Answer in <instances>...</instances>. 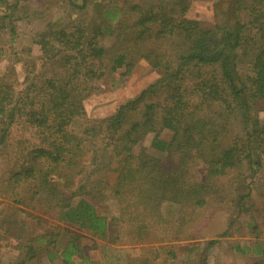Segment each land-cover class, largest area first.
I'll return each instance as SVG.
<instances>
[{"label": "trees", "instance_id": "16d2710c", "mask_svg": "<svg viewBox=\"0 0 264 264\" xmlns=\"http://www.w3.org/2000/svg\"><path fill=\"white\" fill-rule=\"evenodd\" d=\"M29 1L0 0L10 41L17 22L43 14L25 15ZM55 1L76 17L90 7L91 19L47 24L32 38L37 61L29 49L27 60L12 53L22 78L14 69L0 76V159L9 165L0 196L25 207L13 208V227L0 223L8 264H100L82 241L112 246L126 229L137 243L155 232L167 244L136 250L125 264H169L175 244L199 242L216 213H225V231L241 216L253 220V196L264 197V0L216 4L209 25L186 16L189 0ZM140 62L154 79L88 119L85 102L99 82L118 70L129 77ZM107 199L110 217L97 207ZM166 206L175 207L171 217ZM216 244L192 246L196 264Z\"/></svg>", "mask_w": 264, "mask_h": 264}, {"label": "rangeland", "instance_id": "374dc122", "mask_svg": "<svg viewBox=\"0 0 264 264\" xmlns=\"http://www.w3.org/2000/svg\"><path fill=\"white\" fill-rule=\"evenodd\" d=\"M190 7L186 13V16L190 19H196L202 24L209 25L214 19V6L217 4L218 7L222 8L225 0H189ZM24 14L30 15L33 13L43 12L40 18L30 17L29 23L17 22V35L13 37V41L9 40L7 31L0 30V52L3 55L0 57V76L7 74L11 69H14L15 75L18 79H21L24 73V68L21 62H13V52H20V56L23 60H27L26 54L23 53L26 49L31 51L30 59L37 61L40 56L38 46L32 43V38L35 34L41 33L47 24H50V28L53 30L60 29L61 27L69 29L73 24L77 23V20H90L91 10L88 8L85 16L76 17V13L69 12L67 6L55 0H31L24 3ZM21 15V13H19ZM75 16V17H74ZM2 21L0 20V23ZM112 44V38L105 36L101 39V45L108 48ZM121 70L114 73L107 74V83L99 82V90L93 92L87 98L85 102L86 117L88 119L103 118L116 110L118 105L125 99L135 97L148 83H150L155 75L154 72L146 66V64L140 62L132 70L129 77H121ZM111 81V82H110ZM264 119V114L261 116ZM81 122H77L75 129L80 130ZM9 171V165L0 159V189L3 188V180ZM111 176V174H108ZM107 175V177H108ZM106 179L108 180V178ZM258 179V177H257ZM258 190L264 195V187L259 184ZM229 189H225L223 193L226 200L223 201L222 208L225 207V202L230 197ZM253 204L256 212L253 215V220L247 216H241L236 220L229 231H225L228 225V219L225 213H216L214 219L202 231V239L197 242L198 244H204L210 240H217V244L207 252L206 264H264L258 259H251L242 257L239 254H234L231 251V245L246 246L247 242L250 241L255 245L261 246L264 243V197L258 196L255 193ZM15 200H8L3 196H0V223L1 227H5V224L9 223L10 227L16 224L15 210L16 208H22L23 205L13 207L11 202ZM212 204V203H211ZM115 201L113 200H101L97 202L98 210L110 217L112 213ZM14 208V209H13ZM25 208V207H24ZM175 212V207L165 208L167 217H171V214ZM18 214V213H17ZM2 221V222H1ZM13 222V223H12ZM250 225H253L256 229L255 232L251 231ZM4 229V228H3ZM12 229V228H11ZM118 232V231H117ZM127 234L121 236L115 245H104L101 242H97V247L92 248V242L88 239L83 240L89 251V254L94 260L100 261V264H125L127 260L135 257L132 255L133 252L138 250L137 253L143 252L144 254L151 246L166 245L167 242L161 237L157 236L155 232H150L143 238L142 242L137 243L136 240L130 239V232L126 229ZM223 233H226L225 237L219 238ZM70 235L63 237L61 243L65 244L69 239ZM197 243H177L175 244L174 250L177 252V260L174 263L169 264H196L197 252H192L191 248L196 246ZM202 245H197L196 248L201 249ZM4 251H0V264H8L10 256L4 254ZM195 257V259H194ZM128 258V259H127ZM261 263H260V262Z\"/></svg>", "mask_w": 264, "mask_h": 264}, {"label": "crops", "instance_id": "0c3cea01", "mask_svg": "<svg viewBox=\"0 0 264 264\" xmlns=\"http://www.w3.org/2000/svg\"><path fill=\"white\" fill-rule=\"evenodd\" d=\"M236 247H237L236 244L235 245H231L230 248H231L232 253H234V254L237 253V254L241 255L239 250H237ZM258 247H260L261 250H264V243L262 242L261 246H260L258 244L254 245L251 241L249 243L247 242L246 246H240V248L246 249V253L241 255V256L245 257V258L258 259L259 258L258 255L254 254V252L257 251L256 248H258ZM235 248H236V250H235Z\"/></svg>", "mask_w": 264, "mask_h": 264}]
</instances>
